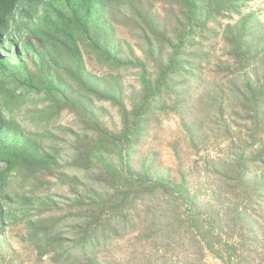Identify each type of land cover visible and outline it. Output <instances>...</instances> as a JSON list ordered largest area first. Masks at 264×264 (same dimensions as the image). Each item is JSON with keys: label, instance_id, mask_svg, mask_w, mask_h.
Here are the masks:
<instances>
[{"label": "trees", "instance_id": "1", "mask_svg": "<svg viewBox=\"0 0 264 264\" xmlns=\"http://www.w3.org/2000/svg\"><path fill=\"white\" fill-rule=\"evenodd\" d=\"M249 2L0 0V39L19 28L25 52L0 56V233L25 218L56 264H264V21ZM64 112L72 125L60 124ZM164 114L180 118L195 157L179 177L141 153ZM14 173L28 187L17 202ZM52 185L68 188L59 218ZM33 208L49 216L32 221ZM62 217L74 224L68 245L52 238Z\"/></svg>", "mask_w": 264, "mask_h": 264}, {"label": "rangeland", "instance_id": "2", "mask_svg": "<svg viewBox=\"0 0 264 264\" xmlns=\"http://www.w3.org/2000/svg\"><path fill=\"white\" fill-rule=\"evenodd\" d=\"M151 9L161 18L166 15L168 11V7L164 6L161 3H157L155 5H151ZM249 9L255 11L260 19L264 21V0H250ZM18 29H13L11 33L5 37L0 39V56H4L5 58L14 59L15 54L18 52L24 56L25 52L22 46V41L24 39V32L22 35L19 33ZM24 30V29H23ZM118 34L121 37L127 38L126 29L118 26L117 27ZM219 48V46L217 47ZM31 63L35 60L32 53ZM88 66L96 71L100 69L92 63V61L88 62ZM100 72V71H99ZM102 72V71H101ZM122 83L124 86V94L125 97H130L133 91L138 89L137 76L136 72L131 70L128 73H124L122 75ZM37 99V98H36ZM37 101V100H35ZM103 108L105 110L103 120L105 124L111 129H119L120 128V116L116 108L111 107L108 103H104ZM32 106H28V108L15 112L14 115L20 119L25 117V113L27 109H30ZM76 120V116L70 112H64L60 119V124L69 126ZM150 131L148 137L144 140L141 147V153H149L156 152L157 159L159 164L163 167H170L172 169V174L175 177H179L180 170H187L191 167V163L195 160V157L189 155L191 149L189 148L191 143L187 140L185 133L181 128V120L177 115L174 114H164L161 115L158 120H152L150 123ZM178 142L180 155L184 159V162L181 164L177 160V157L173 150L174 143ZM214 154V152H212ZM4 166L3 164H0ZM21 175L14 173L10 177V191L14 192L13 199L15 202L18 201L19 196L23 193V191H27L28 187L22 188ZM191 175H188V179H192ZM194 178V177H193ZM53 182L56 180L52 178ZM67 187L52 185L49 189L50 193H55L60 201L59 212L54 213L56 217H60L62 215H66V204L63 202L65 199L60 194L62 192H67ZM144 212L140 211V217L143 219ZM49 215L42 214L37 215V209L33 208L28 210L25 214V217H29L32 221H41L47 218ZM64 217V216H63ZM61 219L60 228L56 229V232L52 234L53 239H62L65 245H68L73 240V235H75V231L73 230L74 224L71 219L63 218ZM54 223V222H52ZM56 223H54L55 225ZM65 233V236L60 238V232ZM30 230L27 226V220L25 218H20L18 220L12 221L8 226L7 231L0 233V264H56L55 262L49 260L46 257H40L38 254L37 246L33 242H31L30 238ZM59 238H57V237ZM118 239H129L128 236L125 238ZM155 239H158L155 237ZM121 243H119V246ZM118 248V247H117ZM117 255L118 252H112ZM207 264H223V262L213 256H207L206 259Z\"/></svg>", "mask_w": 264, "mask_h": 264}]
</instances>
